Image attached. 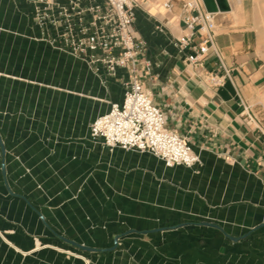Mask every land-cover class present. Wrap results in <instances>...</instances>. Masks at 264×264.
<instances>
[{"label":"crops","instance_id":"0c3cea01","mask_svg":"<svg viewBox=\"0 0 264 264\" xmlns=\"http://www.w3.org/2000/svg\"><path fill=\"white\" fill-rule=\"evenodd\" d=\"M163 1L134 0L138 71L166 127L199 155L192 167L91 137L122 98L123 71L95 72L45 40L33 3L0 0V264H264L257 31L244 5L236 17L239 0L217 12L231 73L215 87L199 75L217 71L215 53L194 67L178 47L183 0Z\"/></svg>","mask_w":264,"mask_h":264},{"label":"built area","instance_id":"2783aa9c","mask_svg":"<svg viewBox=\"0 0 264 264\" xmlns=\"http://www.w3.org/2000/svg\"><path fill=\"white\" fill-rule=\"evenodd\" d=\"M29 1L33 3L34 23L52 47L82 60L95 72L102 69L114 77L123 71L125 75L121 77V100L111 101L107 110L92 120L91 137L110 149L148 153L166 167L199 163V155L190 143L166 127L161 109L140 80L138 56L144 44L135 36L134 0ZM162 6L169 9L171 3L164 0ZM182 10L187 34L177 43L179 49H188L185 60L198 67L212 50L219 62L217 71L199 75L212 86L223 85L231 71L215 45L217 12L206 11L202 0H183ZM150 67L146 61V71ZM261 159L264 160V132Z\"/></svg>","mask_w":264,"mask_h":264},{"label":"rangeland","instance_id":"374dc122","mask_svg":"<svg viewBox=\"0 0 264 264\" xmlns=\"http://www.w3.org/2000/svg\"><path fill=\"white\" fill-rule=\"evenodd\" d=\"M239 2L240 4H237V6L235 3V7H242L241 9H243L244 5L245 15L257 31V47L261 57L264 59V0H239Z\"/></svg>","mask_w":264,"mask_h":264},{"label":"water","instance_id":"95a60500","mask_svg":"<svg viewBox=\"0 0 264 264\" xmlns=\"http://www.w3.org/2000/svg\"><path fill=\"white\" fill-rule=\"evenodd\" d=\"M202 2L208 12H225L230 10L228 0H202Z\"/></svg>","mask_w":264,"mask_h":264},{"label":"bare ground","instance_id":"6f19581e","mask_svg":"<svg viewBox=\"0 0 264 264\" xmlns=\"http://www.w3.org/2000/svg\"><path fill=\"white\" fill-rule=\"evenodd\" d=\"M261 1V0H260ZM263 1V0H262ZM239 4H240V2H239ZM256 4V3H255ZM260 4V3H259ZM242 8V7H241ZM240 7L239 8H237L236 9V11L234 12L235 13V15H236V17H239V14H238V11H242L243 12V10L241 9ZM260 8V7H259ZM241 9V10H240ZM258 11V10H257ZM234 13H233V15H234ZM241 14V13H240ZM237 22V21H236Z\"/></svg>","mask_w":264,"mask_h":264}]
</instances>
